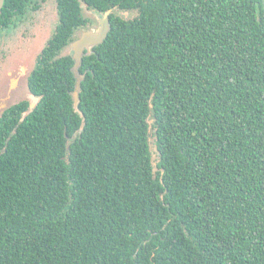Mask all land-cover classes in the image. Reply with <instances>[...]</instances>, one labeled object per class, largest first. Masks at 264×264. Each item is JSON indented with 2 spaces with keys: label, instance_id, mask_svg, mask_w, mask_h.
Returning <instances> with one entry per match:
<instances>
[{
  "label": "trees",
  "instance_id": "obj_1",
  "mask_svg": "<svg viewBox=\"0 0 264 264\" xmlns=\"http://www.w3.org/2000/svg\"><path fill=\"white\" fill-rule=\"evenodd\" d=\"M58 1L38 102L0 117V264H264V0Z\"/></svg>",
  "mask_w": 264,
  "mask_h": 264
},
{
  "label": "rangeland",
  "instance_id": "obj_2",
  "mask_svg": "<svg viewBox=\"0 0 264 264\" xmlns=\"http://www.w3.org/2000/svg\"><path fill=\"white\" fill-rule=\"evenodd\" d=\"M50 18L48 13L43 19L42 27L39 29V24L36 23L29 28L27 34L19 27L7 40L5 53L0 60V103L11 104L23 96L24 73L32 67L36 53L51 30ZM11 75L17 80V85L13 88L12 84L8 86L12 80Z\"/></svg>",
  "mask_w": 264,
  "mask_h": 264
},
{
  "label": "flooded vegetation",
  "instance_id": "obj_3",
  "mask_svg": "<svg viewBox=\"0 0 264 264\" xmlns=\"http://www.w3.org/2000/svg\"><path fill=\"white\" fill-rule=\"evenodd\" d=\"M4 2L5 0L3 1L2 7L0 9V14L2 12ZM24 2H25L24 10L21 13H17L11 16L10 18H8L6 23H0V60L2 58V55L5 53L4 48L6 46L7 40H9L13 36L12 34L19 27H20L19 29L23 28V32L25 34L29 33V28L36 23L39 24L38 28L40 29L42 27L41 24L43 22V19L48 13H50L51 30L47 34L46 38L44 39L41 48L35 55L34 60L37 61L40 54L42 53V49L46 47V45L48 44V41L53 37L54 33L56 32L57 27L60 24V12L61 11L59 9L58 0H26ZM88 11L89 12H87V18H85L84 25H81L75 28V30L78 32V36H76L75 39L72 40V42L78 39L83 32L87 30H95L96 28H98L99 19L100 17H103L105 13H107V18H108V11H105L103 13L95 11V10H91V9ZM117 13L121 14L123 17H128V15L131 14V12H128V11L125 12V11H120V10H117ZM133 14L134 13L132 12V15ZM109 25H110V20H109ZM71 44H70L69 53L71 55V58L73 59L72 57L73 51H71ZM85 53H86V50H84V54ZM73 64H74V60H73Z\"/></svg>",
  "mask_w": 264,
  "mask_h": 264
},
{
  "label": "water",
  "instance_id": "obj_4",
  "mask_svg": "<svg viewBox=\"0 0 264 264\" xmlns=\"http://www.w3.org/2000/svg\"><path fill=\"white\" fill-rule=\"evenodd\" d=\"M3 1L4 0H0V9L2 7ZM109 29H110L109 20L107 18V13H105V15L103 17H100L99 19L98 28H96L95 30H87L83 32L80 35V37L76 39L74 42H72L71 44V51H73L72 57L74 60V64L71 70L75 78L74 90L71 92V96L73 99V107L76 111H78L81 114V116H83V114L78 110V103H79V91L81 89V81L83 79V75L79 73V67L82 62L84 50H86V54H88L90 52L91 47L102 43L103 40L106 38ZM34 66H35V60L33 62L32 67H30V69H28L24 73L25 83H24L23 96L18 101L11 103V104L0 103V117L9 107L13 106L14 104L19 103L20 101H28L29 103V109L28 111H25L23 113V117L29 112H31L32 109L35 107V105L38 102V97H36L34 94L31 93V91L29 90V86H28V77L31 71L33 70ZM11 77H12V80L9 82L8 86L12 84L11 87L13 88L17 85V80L14 79L13 75H11ZM149 145H150V151L152 154L153 170H156V163L153 161L156 155L153 153V151H157V149L150 143V138H149Z\"/></svg>",
  "mask_w": 264,
  "mask_h": 264
}]
</instances>
